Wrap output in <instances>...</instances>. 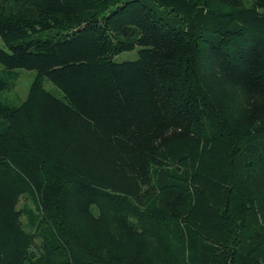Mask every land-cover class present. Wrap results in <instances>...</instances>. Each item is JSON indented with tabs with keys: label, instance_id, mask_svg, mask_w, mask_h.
<instances>
[{
	"label": "trees",
	"instance_id": "trees-1",
	"mask_svg": "<svg viewBox=\"0 0 264 264\" xmlns=\"http://www.w3.org/2000/svg\"><path fill=\"white\" fill-rule=\"evenodd\" d=\"M0 40V264H264V0H0Z\"/></svg>",
	"mask_w": 264,
	"mask_h": 264
},
{
	"label": "rangeland",
	"instance_id": "rangeland-1",
	"mask_svg": "<svg viewBox=\"0 0 264 264\" xmlns=\"http://www.w3.org/2000/svg\"><path fill=\"white\" fill-rule=\"evenodd\" d=\"M245 3L249 4L250 0H245ZM156 10L160 12V10L158 9ZM0 45H3L1 43V40H0ZM136 57H137V50L135 48L134 50L130 52H123V53L117 54V56H115L113 60L118 63V62H123V61L134 60L136 59ZM34 76H35V73L33 71H30V70L26 71V70H21V69L16 70L14 88H12L11 90L7 92H4L2 95L5 101H7L9 104H12V105H16L24 101L27 96L28 88L30 84L32 83ZM45 87L47 89H50L53 93L54 92L58 93L56 88L53 87L48 81H45Z\"/></svg>",
	"mask_w": 264,
	"mask_h": 264
}]
</instances>
